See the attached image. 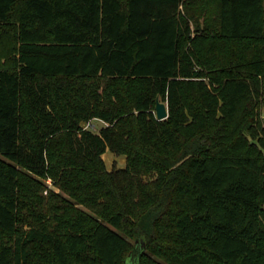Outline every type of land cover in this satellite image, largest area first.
<instances>
[{
    "label": "trees",
    "instance_id": "16d2710c",
    "mask_svg": "<svg viewBox=\"0 0 264 264\" xmlns=\"http://www.w3.org/2000/svg\"><path fill=\"white\" fill-rule=\"evenodd\" d=\"M263 109L264 0H0V264H264Z\"/></svg>",
    "mask_w": 264,
    "mask_h": 264
},
{
    "label": "rangeland",
    "instance_id": "374dc122",
    "mask_svg": "<svg viewBox=\"0 0 264 264\" xmlns=\"http://www.w3.org/2000/svg\"><path fill=\"white\" fill-rule=\"evenodd\" d=\"M191 27H192V31H194L196 29V24L192 23ZM263 117H264V109H263ZM105 125L106 124L102 121L94 120L92 121V123L87 125V128H90L94 132L98 133L101 130V128H103ZM0 158L4 159V156L0 155ZM104 160L109 170L124 168L126 164L125 157H116L114 154L110 152L105 153ZM48 183L52 184L51 180H49ZM132 243L134 244L137 250L127 259V264H140L138 257L136 256L140 252L147 253L146 243L145 241L143 242L132 241Z\"/></svg>",
    "mask_w": 264,
    "mask_h": 264
},
{
    "label": "water",
    "instance_id": "95a60500",
    "mask_svg": "<svg viewBox=\"0 0 264 264\" xmlns=\"http://www.w3.org/2000/svg\"><path fill=\"white\" fill-rule=\"evenodd\" d=\"M155 114L158 121L165 120L169 116L167 104L161 102L159 98L156 100Z\"/></svg>",
    "mask_w": 264,
    "mask_h": 264
}]
</instances>
